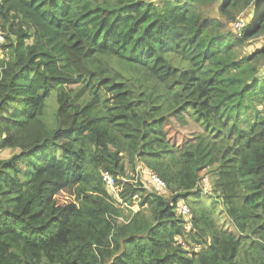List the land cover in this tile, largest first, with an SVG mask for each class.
I'll return each mask as SVG.
<instances>
[{"label": "trees", "instance_id": "1", "mask_svg": "<svg viewBox=\"0 0 264 264\" xmlns=\"http://www.w3.org/2000/svg\"><path fill=\"white\" fill-rule=\"evenodd\" d=\"M0 35V264H264V0H0Z\"/></svg>", "mask_w": 264, "mask_h": 264}, {"label": "rangeland", "instance_id": "2", "mask_svg": "<svg viewBox=\"0 0 264 264\" xmlns=\"http://www.w3.org/2000/svg\"><path fill=\"white\" fill-rule=\"evenodd\" d=\"M220 3V1L218 2ZM218 3L214 4L210 10L209 13L210 14H214L215 16H217V7H218ZM240 15L246 16L245 11L243 13H241ZM239 15V16H240ZM223 21L225 22V19H223ZM233 25V23H232ZM229 27V25L227 26ZM231 28V25H230ZM233 29V28H232ZM238 34V32H236ZM6 43V41H5ZM4 44V43H3ZM0 45V57H3L5 51L2 47V45ZM264 47V35H259L257 37H254L250 40H248L242 47L241 50L243 53H250L252 51H255L256 49H260ZM5 57H7V55H5ZM51 115V113H48ZM18 149L17 148H6L3 150H0V158H8L11 155H13L14 153H17ZM211 170L210 169H206L204 171L203 174V179L200 182V189L202 190V193L204 194L202 199L204 200V203L206 205H208L209 207H211V213L212 216L214 218V220L223 226H227V227H231V225L229 223H227L225 221V218L223 217V215L221 214L223 212L222 210V206L221 204L218 202L217 199L214 198V196L212 194H210L211 189H212V185H213V174L211 172H209ZM130 177L132 176L134 178V180L138 181L141 183V185L146 188V189H152L155 190L153 188H151V186L148 184V182L145 180V178L143 176H135V174H132L131 172L129 173ZM157 191V190H155ZM164 196H168L169 193L167 191L165 192H160ZM184 227L186 228V230L189 228V224H185ZM186 248L190 250L191 246L190 245H186ZM199 247H194L195 250H197Z\"/></svg>", "mask_w": 264, "mask_h": 264}, {"label": "built area", "instance_id": "3", "mask_svg": "<svg viewBox=\"0 0 264 264\" xmlns=\"http://www.w3.org/2000/svg\"><path fill=\"white\" fill-rule=\"evenodd\" d=\"M233 26L236 30H241L244 26V23L242 20L237 18L236 21L233 23ZM1 41H2V36L0 35V43ZM135 176H143L145 180L148 182V184L151 186V188L157 191H160V192L167 191L164 181L160 177H158L155 173L150 172L148 169L142 166L136 167ZM121 180L124 181L125 179L121 178ZM102 181H103L106 191L111 196H113L115 199L118 200L121 187L116 184L114 177L109 172H103ZM135 198H137V196H135ZM178 205H179L178 211L180 212V214L183 216L184 219H187L189 217L188 205L184 201H180Z\"/></svg>", "mask_w": 264, "mask_h": 264}]
</instances>
